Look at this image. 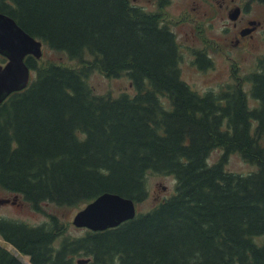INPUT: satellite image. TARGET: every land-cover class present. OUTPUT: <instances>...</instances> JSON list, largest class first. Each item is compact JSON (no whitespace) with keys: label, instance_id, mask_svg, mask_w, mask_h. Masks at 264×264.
<instances>
[{"label":"trees","instance_id":"16d2710c","mask_svg":"<svg viewBox=\"0 0 264 264\" xmlns=\"http://www.w3.org/2000/svg\"><path fill=\"white\" fill-rule=\"evenodd\" d=\"M16 1L27 28L81 66L39 65L0 103V186L41 209L107 191L137 203L150 172L176 182L117 226L73 236L54 214L40 224L0 217V236L33 264H264V63L249 75L252 106L237 83L193 88L174 31L131 0ZM95 64L128 75L135 92L95 93ZM233 152L257 170H228ZM0 264L26 263L0 242Z\"/></svg>","mask_w":264,"mask_h":264},{"label":"rangeland","instance_id":"374dc122","mask_svg":"<svg viewBox=\"0 0 264 264\" xmlns=\"http://www.w3.org/2000/svg\"><path fill=\"white\" fill-rule=\"evenodd\" d=\"M131 2L147 11L158 13L162 23L169 25L174 31L180 54L179 73L193 88L200 92L220 91L229 84L237 83L247 90L249 103L252 106L258 104V100L251 96L252 83L249 75L258 72L264 63V0H131ZM220 2L224 3L223 6L219 4ZM240 7L243 10V19L257 18L262 21L253 37L248 39L255 44L247 47H235L229 43V38L234 34V20L240 15ZM237 8L239 13L233 17L232 14ZM44 48L46 55L44 66L52 63L81 66L77 59L69 57L65 51L51 48L47 44ZM197 51L209 54L210 61L199 60V57L196 60ZM105 73L96 64L90 69L87 79L95 93L117 96L123 91L135 92L125 73L114 77ZM222 153V148H214L208 157L209 163L216 162ZM226 168L236 173L248 174L257 170L258 166L247 162L239 152H233L229 154ZM175 182L174 177L169 174L150 172L147 177L148 196L136 203L137 213L150 210L161 199L170 195L174 191ZM16 196L18 200L12 202ZM0 197L11 199L0 203V217L40 224L54 214L59 217V224L63 223L64 226L66 224V233L69 235H81L87 230L86 227L77 226L73 222L77 212L87 203L58 205L44 201L41 209H35L19 199L21 198L19 195L1 186ZM256 239L264 241V235ZM0 242L15 252L26 264H33L29 255L17 250L1 236Z\"/></svg>","mask_w":264,"mask_h":264},{"label":"water","instance_id":"95a60500","mask_svg":"<svg viewBox=\"0 0 264 264\" xmlns=\"http://www.w3.org/2000/svg\"><path fill=\"white\" fill-rule=\"evenodd\" d=\"M239 13L237 8L232 14L236 17ZM252 23H255L253 21ZM16 29L14 40L5 41L9 50L10 63L0 70V103L13 91L25 88L30 81V70L24 61L28 52L41 54V42L30 35L21 26L14 25ZM18 197H0V203L15 202ZM137 214V204L134 199L115 192H103L95 199L80 209L74 217L77 226H85L92 230H103L117 226L123 221L133 218ZM78 263L84 264L89 258H78Z\"/></svg>","mask_w":264,"mask_h":264},{"label":"flooded vegetation","instance_id":"af4514ba","mask_svg":"<svg viewBox=\"0 0 264 264\" xmlns=\"http://www.w3.org/2000/svg\"><path fill=\"white\" fill-rule=\"evenodd\" d=\"M219 4L223 6L224 3L220 2ZM242 11L243 10L240 7V15L236 20H234L233 23L234 34L229 38V43L233 44L235 47H247V45H254L255 43L248 41V39L253 37L256 29L259 27V25L262 24V21L257 18L243 19ZM24 21V14L21 12L20 6L16 0H0V70L7 66L11 61L9 50L5 46V41H9L10 39L14 40L16 29L13 28L16 24L18 26H21L30 35L41 42L42 52L40 55H37L34 52H28L24 57V61L30 70L31 80L34 74L37 73V67L39 65H45L44 61L46 60V55L44 46L46 44L48 45V43L43 38V35L31 32L25 25ZM239 21H243V23H239ZM253 21H255V23H252ZM200 56H202L203 59ZM198 57L199 60L208 62L210 61L211 56L203 51H197L195 53L196 60L198 59Z\"/></svg>","mask_w":264,"mask_h":264},{"label":"bare ground","instance_id":"6f19581e","mask_svg":"<svg viewBox=\"0 0 264 264\" xmlns=\"http://www.w3.org/2000/svg\"><path fill=\"white\" fill-rule=\"evenodd\" d=\"M28 257V256H27Z\"/></svg>","mask_w":264,"mask_h":264}]
</instances>
